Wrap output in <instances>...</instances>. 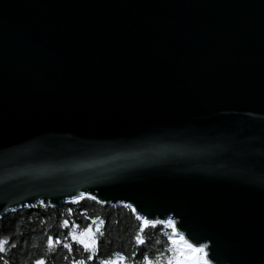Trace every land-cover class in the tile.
<instances>
[{
    "label": "water",
    "instance_id": "95a60500",
    "mask_svg": "<svg viewBox=\"0 0 264 264\" xmlns=\"http://www.w3.org/2000/svg\"><path fill=\"white\" fill-rule=\"evenodd\" d=\"M80 196L264 264V0H0V218Z\"/></svg>",
    "mask_w": 264,
    "mask_h": 264
},
{
    "label": "trees",
    "instance_id": "16d2710c",
    "mask_svg": "<svg viewBox=\"0 0 264 264\" xmlns=\"http://www.w3.org/2000/svg\"><path fill=\"white\" fill-rule=\"evenodd\" d=\"M137 217L127 206L105 205L84 196L58 207L37 203L10 211L0 218V241L8 242L0 252V264H37L38 260L44 264H102L115 261L117 253L125 257L124 264H145V256L152 264H172L183 256L188 247L173 222L156 223L141 231L142 221ZM89 225L95 233L94 251H86L79 243ZM137 236L143 243H137Z\"/></svg>",
    "mask_w": 264,
    "mask_h": 264
},
{
    "label": "snow or ice",
    "instance_id": "6c2138e0",
    "mask_svg": "<svg viewBox=\"0 0 264 264\" xmlns=\"http://www.w3.org/2000/svg\"><path fill=\"white\" fill-rule=\"evenodd\" d=\"M81 195H83V194H81ZM91 199L95 200L96 198L91 197ZM129 207H131V205H129ZM97 219H99V218H97ZM137 219L142 221L141 231H143V229L146 226H155V224L158 223L156 221H149V220L145 219L144 217H139V216L137 217ZM93 223H95V221H93ZM99 223L103 224L104 221L100 220ZM166 223L170 224L171 221H166ZM65 224H67V221H65ZM96 230L98 231L99 229H96ZM85 237L86 238H80L79 243L83 245V247L86 251H94L95 247H96V240H95V233L93 232V229H92V225H89L88 228L86 229ZM7 243L8 242L6 240L0 241V252H3L5 250V245ZM52 243H53L52 239L49 238V244L51 245ZM56 243H59V241H56ZM137 243H143V240H141L139 236H137ZM197 243H199V242H197ZM185 244L190 250L197 252L199 254L196 257L194 264H208V260L205 258L206 253L204 250V246L197 248V247H194L192 244H188L186 241H185ZM65 247H67V245H65ZM115 255H116L115 261H112V260L104 261V262H102V264H124L125 257L120 255L119 253H117ZM88 259H92V257L89 256ZM5 264H7V261H5ZM37 264H44V261L38 260ZM79 264H84V261H80ZM145 264H152V262L148 260L147 256H145ZM170 264H171V261H170Z\"/></svg>",
    "mask_w": 264,
    "mask_h": 264
},
{
    "label": "rangeland",
    "instance_id": "374dc122",
    "mask_svg": "<svg viewBox=\"0 0 264 264\" xmlns=\"http://www.w3.org/2000/svg\"><path fill=\"white\" fill-rule=\"evenodd\" d=\"M82 238H86L85 235H84ZM194 254H195L194 251H192V250H190L189 248H187V249L184 251L183 256H180V257L190 259V258L193 257ZM184 255H185V256H184Z\"/></svg>",
    "mask_w": 264,
    "mask_h": 264
}]
</instances>
